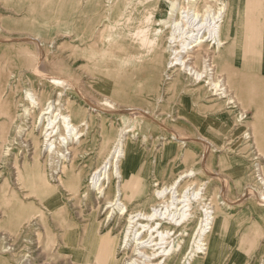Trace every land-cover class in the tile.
Listing matches in <instances>:
<instances>
[{"label":"rangeland","instance_id":"rangeland-1","mask_svg":"<svg viewBox=\"0 0 264 264\" xmlns=\"http://www.w3.org/2000/svg\"><path fill=\"white\" fill-rule=\"evenodd\" d=\"M87 1L91 3H88L90 6L84 12L79 7L78 0H0V199L8 203L12 209L11 213H14L17 206V210L24 216V236L16 251L19 252L2 251L4 246L12 244L13 240L8 237L0 239V264H25L31 261L32 264H94V260L88 262L78 259L72 262L75 258L68 255H63L60 259L50 258L48 255L58 249L66 251L72 247L78 250L76 255H82L90 250L84 247L81 240L84 239V231L89 228L91 222L100 224L97 230L102 234L112 227L113 220L104 222L109 209L105 211L101 207L106 200L95 198L96 190L90 187L89 177L101 160L104 142L114 141L121 129L128 130L125 135L134 154L135 170L141 172L138 177L141 181L149 183L151 189L156 188L155 181L161 186L191 168L196 171L195 178H185L181 185L208 181L203 199L209 201L216 196V207L221 211L225 227L213 257L207 264H264V198L261 197L264 195V183L259 179L264 177V95L253 97L251 90L235 88L234 81L238 80L239 72L231 68V65L235 64H229V68L221 67L218 74L224 78L236 98L244 118L238 117L241 114H238L237 108L236 112H232L233 109L229 111L210 93L199 96L191 88L185 93L169 91L164 95L161 92L164 101H156L150 91L141 90L144 76L149 75L145 69L146 62L142 66L137 64L138 62L129 63L122 55L125 45L126 50L134 47L137 51L144 52L139 39L127 30H110V26L108 33L104 34V26L101 27L102 23H107L106 18L119 20L124 24L126 15L129 14L131 20L125 25L130 28L135 26L141 14L136 13L134 7L124 10L123 5L115 4V0H101L99 18L104 22L99 24L98 20L93 18L91 21L88 18L94 10L95 5L92 4L96 0ZM143 1L146 4L150 0ZM159 1L160 7L158 5L159 8H155L150 21L160 17L161 7V11L166 9L165 1ZM144 10L146 14L147 10ZM210 17L205 18L206 26L212 22ZM189 18L190 16L186 17ZM84 23L88 40L81 46L77 32L79 26ZM155 26L154 22L150 24V28ZM162 29L164 34H168L170 26H162ZM32 38H39L40 43L37 44ZM89 42L94 44V51L88 55L83 52V55H86L83 56L81 50ZM88 57L95 60L89 71L83 68ZM40 61L45 63V74L36 66ZM133 67L140 68L141 71L132 79L129 73L133 71ZM48 74L62 77L71 83L55 86L46 78ZM162 80L167 83L164 75ZM262 80L263 77L249 75L243 82L257 87L256 93L260 94L264 90ZM133 81L139 89L129 95V83ZM28 91L40 97L43 102L48 99L55 100L60 91L62 95L59 101L63 108L72 104L85 111L88 118L87 128L84 129L79 144L72 147L69 145L72 159L65 162L67 166L72 165L74 173L81 172L82 183L77 194H69V191L60 185L59 179L63 175H60L61 172L54 164H48V149L40 146L43 139L40 130L43 124H35L40 108L32 107L27 97ZM105 98L115 102L114 110L102 103ZM129 107L138 110L131 113L127 111ZM183 107L188 118L178 114ZM172 132L186 137L201 134L208 138L213 146L209 145L205 150L200 142L189 140L179 153L177 150L181 146H170ZM250 132H253V136L245 137V134ZM54 137L58 149L61 144L57 136ZM24 140H27V147L23 146ZM34 140L38 141L37 153L42 149L36 159L45 175L44 178L35 177L30 166L25 171L26 178L21 180L16 163L19 165L26 158V161L32 164ZM163 144L168 145L164 147ZM204 152L206 157L201 163ZM65 153L68 154V151ZM56 155L55 153L53 157L56 158ZM256 156L259 158L255 159ZM166 161L169 162L166 164ZM164 163L166 165L162 168ZM103 177L99 173L94 181L99 179L100 182ZM46 185L55 188L65 206L63 211L58 210L61 207L58 204L47 206ZM193 190L191 189V192ZM12 191L16 193V198L11 196ZM193 209L199 218L200 205L195 201ZM4 210L0 207V225L10 232L8 223L2 224L6 222L2 218ZM123 224L124 221L121 222L120 228ZM238 224L248 226L246 228H249L251 238L255 240L252 247L236 248L240 235L238 227L235 226ZM48 225L52 232L53 244L45 248L43 238ZM68 227H71L72 233L69 241H64L63 234ZM30 238L34 239L33 244ZM189 245H193L192 239ZM25 251L35 254L31 261L28 257L23 258Z\"/></svg>","mask_w":264,"mask_h":264},{"label":"bare ground","instance_id":"bare-ground-1","mask_svg":"<svg viewBox=\"0 0 264 264\" xmlns=\"http://www.w3.org/2000/svg\"><path fill=\"white\" fill-rule=\"evenodd\" d=\"M164 1L166 9L161 11V7L159 12L160 17L150 21L154 15L155 8L158 5L160 7L161 2L159 0H150L146 4L143 0H115V4L123 5L124 10L128 7H134V11L141 15L137 19L138 21L135 26H131L132 28H128L125 25L131 20L129 14L126 15V22L124 24L119 20L112 21L106 18L107 23H102L101 26H104L102 32L104 34L108 33V27L110 26V30H117L119 32L127 30L132 36L139 39L144 52L137 51L134 47L126 50L125 45L122 49V55L126 57L129 63L138 62L137 64H141L142 66L146 62L147 66H145V69H147L149 75L146 74L147 76H144L141 90L147 89L150 91L156 101H164L161 97V92L164 95L169 91L185 93V91L191 88L199 96L210 93L211 96L216 97V100L220 101V104L224 105L225 109L229 111L233 109L234 111L232 112H236L235 108H237L238 114H241L238 117L242 119L243 114L240 113L242 110L236 98L229 90L224 78L218 74L219 69L223 67L220 49L223 44L221 23L223 22L226 10L225 1ZM100 2L101 0H96V4H92L95 7L97 5V10L95 13L94 7L92 14H89L91 21L94 18V20H98L99 24L104 22L103 19L99 18L102 9V3ZM81 3L82 0L80 1V8L82 7ZM139 4L145 5L138 7L137 5ZM144 8L147 10L146 14L144 13ZM109 9L106 10L105 16ZM209 14H212V22L209 21L211 22L210 24L207 22L209 25L206 26L205 18L210 17ZM188 16L190 18L186 19ZM152 22L156 26L150 28ZM162 26H170L168 34H164ZM86 34L87 28L84 23L79 26L77 32V38L81 46L84 45L86 39L88 40ZM26 39H28V36ZM32 40L37 41V44L40 43L39 38H32ZM93 47L94 44L92 42L87 43L86 47L81 50V54L83 55V52H86L87 55L90 54L94 49ZM212 48L214 50H211ZM39 53L42 55L41 51ZM94 63V58L88 57L83 68L89 71L94 66ZM36 64L39 71L45 74V63L40 61ZM132 70L129 76L133 79L141 70L134 67ZM163 75L167 83L162 80ZM46 78L50 79V83L55 86H65L70 82L55 75H49ZM129 87L131 88L128 93L129 95L133 91L137 92V89H139L135 81L130 82ZM175 93L174 95H176ZM61 95L59 91L55 100L48 99L46 102H43L34 93L27 92V97L30 99L32 107L39 106L40 108L35 124H43V128L40 130V134L43 137L40 146L48 149V164L50 166L54 164L55 168L61 172L60 175H63L59 179L60 185L69 191V194H77L82 183L81 172L78 174L74 173L72 165L67 166L65 162L71 161V147L74 144L80 143V139L84 135V129L88 125V118L85 116V111L80 107L68 104L66 108H63L59 101ZM102 103L113 110L115 109V102L109 98H105ZM89 104L93 105V103ZM92 105L90 106L94 107ZM133 110L138 109L129 107L127 111H131L132 113ZM139 110L141 109L139 108ZM178 114H183L188 118L185 107ZM126 132L128 130L121 129L114 141L106 140L104 142L101 160L89 177L90 187L96 190L94 193L95 198H104L106 200L101 207L105 211L109 209L104 222L106 220H113L112 227L107 233L102 234L97 230L100 224L91 222L89 228L84 231V239L81 240L84 247L90 249L88 252L78 256L76 255L78 250L72 247L66 251L58 249L55 253H49L48 257L60 259L63 255H68L75 258L71 260L72 262L83 259L88 262L94 260V264H207V261L213 257L214 250L218 245L223 221L221 211L216 207V196L209 201L203 199L208 181H197L194 184L181 185V182L185 178H195L196 171L194 168H191L181 172L161 186H158L159 182L155 181L154 186L156 188L151 189L149 183L141 181L138 177L141 172L140 170H135L136 164L133 163L135 161L133 158L134 154L130 148V144L127 143ZM54 135L60 141L61 146L58 147L59 150L56 149L57 145ZM250 136H253V132L245 134V137L251 138ZM189 140L200 142L205 147V150L209 145L213 146V143L201 134L194 137H186L174 132H172L170 138L172 142L170 146L173 145L174 147V144L181 146L177 150L180 153L181 148ZM25 142L27 140L22 141L24 143L23 146L27 147ZM32 145V148L35 150L32 156V164L26 161V158L21 164L18 165L16 163L18 177L21 180L26 178L25 171L30 166L34 170L35 177L44 178L45 175L36 159L42 149L40 148V152L37 153V150H39L37 140H34ZM167 145L163 144L164 147H167ZM65 151H68L69 155ZM55 153L57 154L56 158L53 157ZM165 153H167V150H165ZM205 157L206 154L204 152L200 160L201 163L205 160ZM258 158V156L255 157V159ZM167 162L169 161L165 163L167 164ZM165 163L161 166L162 168L165 167ZM102 170L104 171L102 172ZM99 173L104 177L100 182L98 178V180L94 181ZM259 179L263 180L264 183V177L261 176ZM45 187L47 206L53 207L58 204L61 205L58 210L63 211L65 206L62 204L61 198L57 195L55 188L49 185ZM191 189H194L193 192H191ZM11 196L16 198V193L12 191ZM261 197L263 199L264 195ZM193 201L200 205L201 215L199 218L195 215ZM18 203L17 200L16 205ZM0 205V207L5 209L2 218L6 222L2 224L8 223L10 231L4 230L0 225V239L8 237V239L13 240L12 244L4 246L5 249L3 248L2 251L18 253L19 251H16L19 249V243L24 236V226L22 225L24 216L17 210V206L14 209V213H11V208L5 200L1 201L0 199ZM122 221H124V224L120 228ZM44 233L43 246L45 248L51 247L53 236L49 225L45 228ZM71 233V227L65 229L63 234L64 241H69ZM191 239L193 240L192 246L189 245ZM30 242L33 244L34 239L30 238ZM23 255V258L28 257L29 261L35 256L33 252L30 254L26 253V251ZM25 264H32V261Z\"/></svg>","mask_w":264,"mask_h":264},{"label":"crops","instance_id":"crops-1","mask_svg":"<svg viewBox=\"0 0 264 264\" xmlns=\"http://www.w3.org/2000/svg\"><path fill=\"white\" fill-rule=\"evenodd\" d=\"M80 1L78 0L79 7ZM224 1L226 10L221 23L223 44L220 49L223 68H229V64H235V66L231 65L233 70L239 72L238 82L234 81L235 88L251 90L254 94L253 97L264 95V90L258 94L256 93L257 87L246 85L243 82L249 75H256L263 77L262 84L264 86V0ZM81 5L84 12L90 6L87 0L85 2L82 0ZM241 95L246 96L243 93ZM223 222L224 220L222 221V230L225 227ZM235 226L238 227L240 233L236 248L248 249L252 247L255 240L251 238V232H249V228H246L248 226L244 227L239 224Z\"/></svg>","mask_w":264,"mask_h":264}]
</instances>
